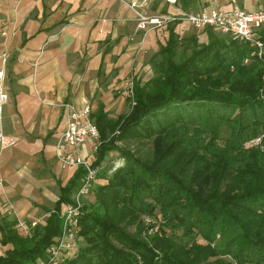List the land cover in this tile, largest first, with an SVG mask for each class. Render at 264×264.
I'll return each instance as SVG.
<instances>
[{
  "label": "trees",
  "instance_id": "1",
  "mask_svg": "<svg viewBox=\"0 0 264 264\" xmlns=\"http://www.w3.org/2000/svg\"><path fill=\"white\" fill-rule=\"evenodd\" d=\"M256 36L264 44V26ZM177 45L171 29L165 59L150 80L135 83L129 112L113 119L100 105L93 114L100 130L93 165L100 168L113 149L126 162L99 174L96 200L80 220L79 250L61 264H264V148H244L264 132V45L248 63L254 48L229 37L195 43L180 60ZM143 140L153 143L151 163L118 145ZM82 173L29 237L14 223L0 225V243L10 246L0 264L46 259ZM143 216L159 219L161 233H145Z\"/></svg>",
  "mask_w": 264,
  "mask_h": 264
},
{
  "label": "crops",
  "instance_id": "2",
  "mask_svg": "<svg viewBox=\"0 0 264 264\" xmlns=\"http://www.w3.org/2000/svg\"><path fill=\"white\" fill-rule=\"evenodd\" d=\"M213 4L223 10L264 8V0H151L150 11L182 17ZM137 24L121 0H0V52L10 55L6 142L0 146V225L8 221L17 228L19 221H39L43 226L78 174L80 167H63L56 154L68 119L67 103L76 109L89 105L94 120L102 105L116 119L127 113V99L120 93L127 77L134 74L143 83L153 77L154 61L165 59L160 51L171 29L178 39L176 53L182 49L178 56L190 55L195 43L227 39L186 20L149 31ZM94 142L84 143L83 156ZM114 167L104 162L95 186L103 181L99 174ZM95 200L93 191L86 203Z\"/></svg>",
  "mask_w": 264,
  "mask_h": 264
},
{
  "label": "built area",
  "instance_id": "3",
  "mask_svg": "<svg viewBox=\"0 0 264 264\" xmlns=\"http://www.w3.org/2000/svg\"><path fill=\"white\" fill-rule=\"evenodd\" d=\"M126 3L134 12L138 22L137 26L141 30H153L167 26L178 20H186L196 29L211 28L214 31L225 35L233 40L250 43L254 48L245 58V63L251 61L252 57H262L263 42L257 38L256 30L264 25V8L247 10L242 8L221 9L217 4L209 5L197 12L187 13L182 17L172 15L152 14L150 11L151 0H121ZM168 3L176 4L179 0H165ZM215 3L216 0H208ZM236 2V0H232ZM9 53L0 52V146L6 142L3 127L4 108L9 100V93L5 82L7 76V64ZM136 77L134 74L127 77L121 94L129 100L131 106L136 104L134 88ZM68 119L66 127L56 142V154L58 161L63 167H82L83 173L80 177L71 201L64 204L62 209V229L57 241L46 251V259H38V264H61L69 255L77 252L80 247V220L84 213L86 200L93 192V188L98 180L99 168L92 163L91 157L96 153L100 145V130L91 117V107L84 106L76 109L72 104L67 103ZM88 140H96L91 146L92 150L87 156L82 155L83 145ZM264 148V132L244 143V148L254 146ZM120 162L116 163L114 169L120 167ZM1 184V181H0ZM145 224L148 226L145 233L148 235L160 234V221L154 216H147ZM39 221H19L17 228L24 237H29ZM232 264H239L231 261Z\"/></svg>",
  "mask_w": 264,
  "mask_h": 264
},
{
  "label": "rangeland",
  "instance_id": "4",
  "mask_svg": "<svg viewBox=\"0 0 264 264\" xmlns=\"http://www.w3.org/2000/svg\"><path fill=\"white\" fill-rule=\"evenodd\" d=\"M181 51H182V49L179 50V52H177V56L175 57L176 60H180L181 56H178V54ZM180 55H182V54H180ZM154 62H158V61H154ZM125 107H126L125 109L127 110V112H129L130 108H132V106L130 105L128 99H127V104H126ZM223 134L227 136L229 134L228 130L225 129L223 131ZM118 145L122 146V147H125V149L130 154H132L135 158H137V159H139L141 161L151 163L154 160L153 143L150 140L134 141V142L129 143L128 145H125V144L119 142ZM107 156L110 157V160H107V161H104V162H108V164H110L111 166L114 167L116 165V163L118 162L119 158H120V152H119V150H114L113 149V150H110L108 152ZM125 162H126L125 158H121L120 167H123L125 165ZM115 170L116 169H113V171H115ZM113 171L111 173H113ZM111 173H109V174H111ZM89 204H91V203H86V205H89ZM146 217L147 216H143L142 217L143 218V222H145V218ZM158 217H159V215H158ZM128 232L130 234H134L135 233V226L129 227L128 228ZM3 250H4V246H2V244L0 243V255H2L4 253V251H6V250H4V251ZM35 264H38L37 261L35 262Z\"/></svg>",
  "mask_w": 264,
  "mask_h": 264
},
{
  "label": "water",
  "instance_id": "5",
  "mask_svg": "<svg viewBox=\"0 0 264 264\" xmlns=\"http://www.w3.org/2000/svg\"><path fill=\"white\" fill-rule=\"evenodd\" d=\"M109 157L108 156H106V159H108Z\"/></svg>",
  "mask_w": 264,
  "mask_h": 264
}]
</instances>
